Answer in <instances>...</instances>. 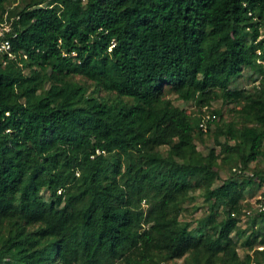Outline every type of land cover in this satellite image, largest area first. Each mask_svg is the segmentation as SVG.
I'll return each mask as SVG.
<instances>
[{
  "label": "trees",
  "instance_id": "16d2710c",
  "mask_svg": "<svg viewBox=\"0 0 264 264\" xmlns=\"http://www.w3.org/2000/svg\"><path fill=\"white\" fill-rule=\"evenodd\" d=\"M13 1L0 0V22ZM13 16L0 264H264V217L246 220L251 251L236 250L242 201L264 186L251 165L264 161V0H24ZM245 68L252 93L232 87ZM195 135L211 136L206 153ZM218 147L239 160L225 178ZM197 189L221 210L192 229L181 212Z\"/></svg>",
  "mask_w": 264,
  "mask_h": 264
},
{
  "label": "rangeland",
  "instance_id": "374dc122",
  "mask_svg": "<svg viewBox=\"0 0 264 264\" xmlns=\"http://www.w3.org/2000/svg\"><path fill=\"white\" fill-rule=\"evenodd\" d=\"M24 4V0H14L12 3H10L7 6L6 9V14H7V21L9 22V17L13 16L15 14V8L21 7ZM258 76L256 74H253V72L250 69H244L241 76L235 81V83L232 85V87H236L239 89H244L247 92H254L255 91V84L256 82L253 81L254 78H257ZM76 79L81 80L80 76H75ZM82 81V80H81ZM167 97L177 106L179 107H185V104L182 103L181 100H178L174 94L167 92ZM211 108H218L221 111V116L223 120L229 121L235 119V111L232 110V105L231 104H224L220 99H215L213 100L210 105ZM186 112L189 111L190 113L193 110V107L191 106H186ZM220 142L223 141V138H219ZM194 142L196 149L201 151L202 153H206L207 150L213 145L212 143V138L210 135L206 136H194ZM167 147L164 146L161 148V151L166 154ZM217 153H219V158L215 162V166L217 171L219 172L220 178H225L229 176L232 173V170H237L240 168L239 165V160L236 156L235 153H227L225 156L227 160H221V157L224 156L222 148L218 147L216 148ZM252 167L256 166L257 168L264 167V161H260L258 163H251ZM240 178H244L240 177ZM220 181V180H219ZM218 182V181H217ZM252 190H258V186L256 183H252L251 187ZM44 196H47V192L44 190L43 191ZM190 197L185 200L184 203V209L181 212V219L184 221H189L190 227L194 229L195 223L194 221L199 218V217H204L207 214H214L216 210H221V207L215 206L212 208L211 206V201L209 199H205L200 190H195L190 193ZM255 194V193H254ZM244 201H242L243 203ZM221 218V215L217 217V220ZM251 217H240V221L237 224L236 230L240 232L242 237L237 239V245H236V250L238 255L243 258V255L246 251H251L252 247L250 249H246L243 246V243L245 241V237L249 234L251 227L250 224L246 222V220ZM254 227H261L260 221H256L255 224L253 225ZM264 231V228L262 229ZM255 246L258 249H262L263 245H260L259 243H256ZM262 247V248H261ZM245 262L251 263L253 262L251 259L248 258H243ZM178 260L177 262H179Z\"/></svg>",
  "mask_w": 264,
  "mask_h": 264
},
{
  "label": "built area",
  "instance_id": "2783aa9c",
  "mask_svg": "<svg viewBox=\"0 0 264 264\" xmlns=\"http://www.w3.org/2000/svg\"><path fill=\"white\" fill-rule=\"evenodd\" d=\"M17 19L18 16H11L9 17V22L7 21V15H5V18L2 22H0V54L6 55L7 58L12 57L11 52V43L8 37H5V33L9 32L11 30L10 22L12 19ZM15 33L11 35V37H14ZM259 54V51H257ZM257 63L261 65L264 71V60L258 58ZM257 85V81H256ZM187 113H190L187 111ZM215 117L214 114H210L208 112L202 114V117L199 122V127L201 129L206 128V122L208 120H212ZM259 216L264 217V186H261L255 194H253L251 197L246 198L243 202V209L240 213V217H252V216ZM262 248V247H261ZM250 264H255L254 262H251Z\"/></svg>",
  "mask_w": 264,
  "mask_h": 264
},
{
  "label": "crops",
  "instance_id": "0c3cea01",
  "mask_svg": "<svg viewBox=\"0 0 264 264\" xmlns=\"http://www.w3.org/2000/svg\"><path fill=\"white\" fill-rule=\"evenodd\" d=\"M261 186H259L258 188H260ZM257 191V190H256ZM254 216H256V215H254ZM260 218H259V216H256V221H258Z\"/></svg>",
  "mask_w": 264,
  "mask_h": 264
}]
</instances>
